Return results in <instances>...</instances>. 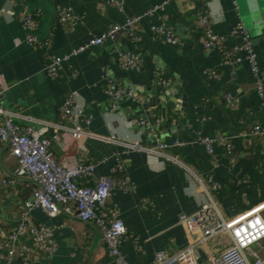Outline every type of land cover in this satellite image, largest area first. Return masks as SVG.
<instances>
[{"label":"crops","instance_id":"1","mask_svg":"<svg viewBox=\"0 0 264 264\" xmlns=\"http://www.w3.org/2000/svg\"><path fill=\"white\" fill-rule=\"evenodd\" d=\"M165 1L123 0L119 9L107 0H0V74L6 85L1 104L14 114L15 123L42 129L41 121L71 125L62 117L61 106L69 95L80 96L86 111L93 114L84 127L89 134L78 139L55 127L44 133L62 163L95 164L91 184L102 177L113 181L108 202L128 229L121 251L129 264H156L159 251L174 253L194 242L197 232L181 216L198 212L203 198L213 200L226 220L252 211L264 218V134L251 132L256 123L264 124L256 76L244 50L236 49L233 60L225 62L217 50L204 49V31L196 22L201 0H170L164 10L141 19L139 40L119 33L104 45L70 56L58 76L47 73L50 56L68 54L111 24ZM59 6L72 8L82 22L67 27L60 20ZM21 12L39 14L32 33L42 44L49 40L48 45L26 41ZM209 13L208 25L232 50L243 40L231 31L239 22L248 29L264 72V0H211ZM154 26L172 31L179 42L161 40ZM120 52L141 57L142 68H122ZM111 83L125 89L121 99L107 93ZM227 93L236 99L233 107L226 102ZM136 103L149 116L148 124L161 126L157 133L148 130L152 142L142 138L141 130H132L128 116L139 110ZM121 109L126 114L118 113ZM136 124L141 127L146 122L139 116ZM218 135L224 140L218 139L214 152L208 153L199 138ZM176 141L184 145L174 147ZM164 143L169 147L161 150ZM16 166L15 158L0 153V223L8 229L17 225L32 194L26 179L9 182ZM30 215L35 223L51 225L56 252L29 261L10 259L2 248L0 264H116L93 222L65 214L49 216L40 208ZM22 242L34 246L29 238H21ZM230 242L227 233L210 238L198 246L197 260L203 263L220 255ZM253 248L264 258V241Z\"/></svg>","mask_w":264,"mask_h":264},{"label":"built area","instance_id":"2","mask_svg":"<svg viewBox=\"0 0 264 264\" xmlns=\"http://www.w3.org/2000/svg\"><path fill=\"white\" fill-rule=\"evenodd\" d=\"M163 4L155 5L142 14L128 17L124 22L111 24L100 35L91 37L85 44L74 47L70 53L64 55L54 54L50 56L47 65V73L50 77H56L62 67V63L70 56H78L82 52L95 46L104 45L113 40L119 33L128 34L132 39L139 40L137 26L145 16H151L157 11L164 10ZM202 8L199 10L197 25L203 28V47L206 50H217L222 60L230 62L234 58L236 49L244 50L249 61L251 71L256 76V89L264 105V72L258 63L257 52L254 47V39L248 29L239 22L231 33L239 34L243 40L241 46H235L234 50L225 46L223 37L214 33L208 25L209 5L211 0H201ZM107 4L123 9V0H107ZM60 20L67 27L74 28L82 19L76 15L72 8L59 6ZM38 13L21 12L19 20L26 32V41L30 44L48 45L49 40L40 43L32 33L38 26ZM153 31L161 40L178 43V38L172 31H166L163 26H154ZM241 60V57H236ZM119 65L129 71L140 70L143 66L141 57L129 52H120ZM212 77L217 73L212 71ZM6 85L0 74V153L7 158L13 157L17 162L15 171L9 182L24 178L29 181L32 188L31 196L25 201L24 211L17 225L8 229L0 223V249L7 251L8 258H20L32 260L39 255L52 256L57 250V243L53 237L51 225L35 223L30 212L35 209L44 210L49 216L65 214L83 222H93L101 233L109 253L116 257V264H129L121 251L124 241L129 238L128 229L124 221L119 217L115 206L109 204L113 181L102 177L91 184L90 178L94 175L95 164L93 162H66L58 160L51 149V139L46 136L44 130L48 127L65 129L75 138L82 139L89 133L84 129L93 119V114L88 113L84 103L77 93L68 96L61 106V115L72 122L71 125H63L50 121H41L42 129L35 128L32 124L19 125L14 121V114L5 109L2 98ZM107 93L115 99H121L125 95V89L116 83H111ZM226 102L233 107L235 97L227 93ZM253 135L264 134V124L256 123L252 128ZM223 136H202L199 141L206 147L208 153L214 152V145ZM138 145V144H137ZM180 141L174 142V147L183 146ZM168 144H161V150L168 148ZM228 152L231 153V145L226 143ZM160 150V154L169 156ZM8 151V152H7ZM153 151V150H152ZM7 152V154L5 153ZM174 159V157H171ZM121 167V166H120ZM82 180H87L86 183ZM213 182V178H209ZM199 183L201 181L199 180ZM215 183V182H214ZM201 208L193 215H182L181 221L187 222L197 232L196 240L187 247L174 253L159 251L156 254V264H263L264 258L259 249L254 245L264 241V218L258 211H252L232 220H226L213 200L206 197L201 200ZM227 233L231 239L230 244L218 256H210L207 262L200 263L197 260V248L206 243L210 238ZM21 238L30 239L34 246L21 242ZM136 247L141 246L135 239ZM251 258L255 261L251 262ZM97 264H105L99 262Z\"/></svg>","mask_w":264,"mask_h":264},{"label":"water","instance_id":"3","mask_svg":"<svg viewBox=\"0 0 264 264\" xmlns=\"http://www.w3.org/2000/svg\"><path fill=\"white\" fill-rule=\"evenodd\" d=\"M263 32H264V28L262 30V33ZM172 87H173V83H172ZM155 90L156 89L153 87L152 92H154ZM173 91H174V88H172L170 93H172ZM165 95H166V93H165ZM136 104H137L139 110L135 114H132V115L129 114V116H128L129 121L133 124L132 130H134L135 132H138L139 130H141L142 131V138L148 140V142H152L153 138L150 139L148 136H146L148 133V130L151 128H154V132L157 133L161 129V126H158L156 123L154 125L148 124L149 123V116H147L145 114L144 108L140 103H136ZM118 111H120V110H118ZM121 111H123V110L121 109ZM121 111L118 113L126 114L125 110L123 112H121ZM139 116L144 118L146 125L140 127L136 124V118H138Z\"/></svg>","mask_w":264,"mask_h":264}]
</instances>
